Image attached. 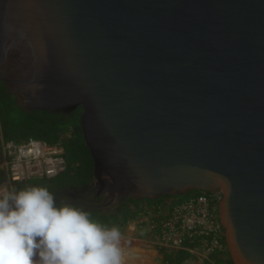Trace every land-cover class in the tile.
<instances>
[{
  "label": "water",
  "instance_id": "obj_1",
  "mask_svg": "<svg viewBox=\"0 0 264 264\" xmlns=\"http://www.w3.org/2000/svg\"><path fill=\"white\" fill-rule=\"evenodd\" d=\"M0 81L83 107L98 206L221 192L234 264H264V0H0Z\"/></svg>",
  "mask_w": 264,
  "mask_h": 264
},
{
  "label": "built area",
  "instance_id": "obj_2",
  "mask_svg": "<svg viewBox=\"0 0 264 264\" xmlns=\"http://www.w3.org/2000/svg\"><path fill=\"white\" fill-rule=\"evenodd\" d=\"M0 142V169L6 172L0 187L11 190L14 182L54 177L67 167L61 139L53 144L36 138L6 141L0 122ZM222 197L221 192L201 190L183 199L142 204L126 230L148 236L157 248L179 253V264H228L226 229L220 218Z\"/></svg>",
  "mask_w": 264,
  "mask_h": 264
},
{
  "label": "clouds",
  "instance_id": "obj_3",
  "mask_svg": "<svg viewBox=\"0 0 264 264\" xmlns=\"http://www.w3.org/2000/svg\"><path fill=\"white\" fill-rule=\"evenodd\" d=\"M121 232L43 186L0 187V264H123Z\"/></svg>",
  "mask_w": 264,
  "mask_h": 264
},
{
  "label": "trees",
  "instance_id": "obj_4",
  "mask_svg": "<svg viewBox=\"0 0 264 264\" xmlns=\"http://www.w3.org/2000/svg\"><path fill=\"white\" fill-rule=\"evenodd\" d=\"M82 113V106L69 115L44 110L25 111L19 106L15 96L0 81V122L4 139L23 141L36 138L52 144L61 139L67 162L66 169L54 177H33L14 182L12 189L20 190L30 186L46 187L55 195L58 202L64 200L82 207L91 214L94 221L108 227H117L121 233L126 230L129 221L137 215L142 204L167 198L183 199L181 195H165L157 199L141 200L126 198L116 204L113 209L104 210L95 207V204L105 197L95 196L92 190L85 198L86 202H91V205L63 198L62 193L65 190L91 186L94 181V158L84 140L81 126ZM1 158L2 145L0 142V160ZM5 179L6 172L0 169V183ZM195 192H201V190H194L184 195L188 196ZM157 251L163 256L162 264H179V253H173L164 248H157ZM227 256L228 264H234L229 250Z\"/></svg>",
  "mask_w": 264,
  "mask_h": 264
},
{
  "label": "rangeland",
  "instance_id": "obj_5",
  "mask_svg": "<svg viewBox=\"0 0 264 264\" xmlns=\"http://www.w3.org/2000/svg\"><path fill=\"white\" fill-rule=\"evenodd\" d=\"M3 169V167L1 168ZM185 198V195H181ZM62 197L68 200H73L77 202H82L87 205H91V202H86V195L80 190H67L62 193ZM95 207H99L104 210H110L115 207L114 203L105 206H98L97 203ZM120 246H123L126 249H130L132 251L142 250L147 253V257H135L131 258L134 261V264H156L153 256L156 254H160L157 251V247L151 238L138 236L137 233L132 232L130 229L125 230L121 233V241ZM161 255V254H160Z\"/></svg>",
  "mask_w": 264,
  "mask_h": 264
},
{
  "label": "bare ground",
  "instance_id": "obj_6",
  "mask_svg": "<svg viewBox=\"0 0 264 264\" xmlns=\"http://www.w3.org/2000/svg\"><path fill=\"white\" fill-rule=\"evenodd\" d=\"M122 249V256H123V264H134V261L131 258L135 257H147V253L142 250H135L132 251L130 249H126L123 246H120Z\"/></svg>",
  "mask_w": 264,
  "mask_h": 264
},
{
  "label": "flooded vegetation",
  "instance_id": "obj_7",
  "mask_svg": "<svg viewBox=\"0 0 264 264\" xmlns=\"http://www.w3.org/2000/svg\"><path fill=\"white\" fill-rule=\"evenodd\" d=\"M69 189H73V188H69ZM77 190H80V191H82L85 195H90V193H91V189H90V187H87V186H85V187H83V188H80V189H77Z\"/></svg>",
  "mask_w": 264,
  "mask_h": 264
}]
</instances>
